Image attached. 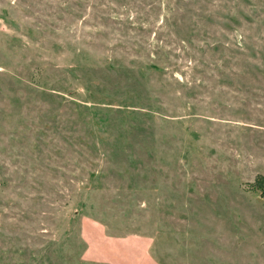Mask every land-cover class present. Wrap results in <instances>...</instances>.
<instances>
[{
    "label": "rangeland",
    "instance_id": "rangeland-1",
    "mask_svg": "<svg viewBox=\"0 0 264 264\" xmlns=\"http://www.w3.org/2000/svg\"><path fill=\"white\" fill-rule=\"evenodd\" d=\"M264 0H0V264H264Z\"/></svg>",
    "mask_w": 264,
    "mask_h": 264
},
{
    "label": "trees",
    "instance_id": "trees-1",
    "mask_svg": "<svg viewBox=\"0 0 264 264\" xmlns=\"http://www.w3.org/2000/svg\"><path fill=\"white\" fill-rule=\"evenodd\" d=\"M256 183L259 185V186H264V176L263 175H259L257 178H256Z\"/></svg>",
    "mask_w": 264,
    "mask_h": 264
}]
</instances>
